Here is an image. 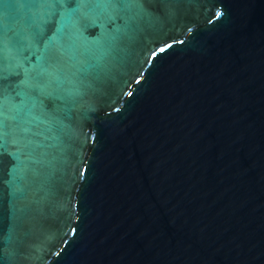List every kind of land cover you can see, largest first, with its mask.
I'll return each mask as SVG.
<instances>
[{"label":"water","instance_id":"1","mask_svg":"<svg viewBox=\"0 0 264 264\" xmlns=\"http://www.w3.org/2000/svg\"><path fill=\"white\" fill-rule=\"evenodd\" d=\"M0 264H264V0H0Z\"/></svg>","mask_w":264,"mask_h":264}]
</instances>
